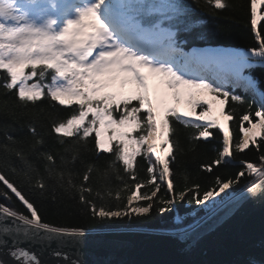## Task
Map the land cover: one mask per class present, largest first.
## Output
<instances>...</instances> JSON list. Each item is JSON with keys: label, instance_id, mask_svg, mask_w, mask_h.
I'll return each mask as SVG.
<instances>
[{"label": "snow or ice", "instance_id": "snow-or-ice-1", "mask_svg": "<svg viewBox=\"0 0 264 264\" xmlns=\"http://www.w3.org/2000/svg\"><path fill=\"white\" fill-rule=\"evenodd\" d=\"M258 4H264V0H250V24L254 30L258 20H264V15L257 14ZM229 7L228 0H204L203 4L201 0H0L4 114L16 115L9 107L13 97L24 108H36L38 102L52 108L60 105L67 115L54 121L51 130L58 134L62 145L64 138H76L77 154H73L72 161L78 159L80 148L87 150L88 138L92 137L97 156L110 153L114 157L104 175L115 172L124 183L123 189L115 193L114 204L102 203L98 207L95 201H103L104 195L99 191L93 194L92 187L84 185L99 169L89 164L81 184L73 183L71 172L65 179V171L57 169L56 157L37 147L43 146L45 140L30 121L27 128L34 141L31 150L37 159L45 161L47 179L62 188L66 183L65 190L78 193L80 206L86 210L83 223L74 226L47 222L37 200L49 192L50 186L29 159L26 139L17 140L6 127L0 145V183L28 213L0 203V251L6 250L14 264H43L38 253L22 246L33 241L46 248L55 242L57 247L51 255L63 264H83L77 253L91 234L90 222L150 218L149 214L171 212L182 201L212 209L224 203L226 190L247 176L253 179L245 185L241 199L264 196V81L251 75V70L264 68L260 30L255 31L258 47L244 51L194 47L186 52L181 41L182 35L193 33L195 39L206 40L199 31L202 21L196 17L197 10L216 16ZM236 89L250 93L257 106L254 108ZM205 93L222 98L221 103L231 100L244 107L238 117L239 138L235 143L233 133L213 113L212 104L201 98ZM184 96L193 112L200 109L198 113L170 106L169 98L179 104ZM235 112L234 107L226 118L232 120ZM180 125L196 130L191 137L195 143H211L210 129L222 130V147L214 148V157L200 165L203 172L213 173L214 168L230 164L241 170L226 178L215 175L211 187H205L190 173L182 174L183 186L176 191L170 164L178 168L177 156L184 154L179 142ZM174 131L176 136L169 139ZM174 145L177 155H173ZM250 145L259 153L258 161L237 160L234 153H242ZM137 157L147 164V179H137ZM117 164L123 166L133 184L119 175ZM21 183L28 186L27 193ZM162 186L165 191L157 196ZM141 189L147 190L141 194ZM121 191L130 193L123 205ZM221 193L225 197L214 199ZM0 195L5 201L12 200L8 191ZM107 196L111 198L112 192L108 191ZM139 201L144 204H137ZM182 223L183 218L178 217L177 225ZM198 227H180L177 235L191 239L189 233ZM65 247L75 252H65ZM0 264L8 261L0 259Z\"/></svg>", "mask_w": 264, "mask_h": 264}, {"label": "trees", "instance_id": "trees-1", "mask_svg": "<svg viewBox=\"0 0 264 264\" xmlns=\"http://www.w3.org/2000/svg\"><path fill=\"white\" fill-rule=\"evenodd\" d=\"M204 0H201V4ZM230 7L227 10L219 11V14L212 16L206 12L197 10L196 17L201 19L202 27L199 31H202L206 40L195 39V33L192 35H182L181 41L182 46L186 51H190L195 48L203 47H221V48H232L238 50H247L250 48H256L259 45V41L255 38V31L260 30L262 38H264V20H258L257 29L254 30L250 24V0H228ZM258 16L264 15V4L257 5ZM251 75L264 81V68H255L251 70ZM264 87V84H262ZM3 88L0 87V145L4 142L3 133L7 127L9 135H12L17 140L26 139L25 151L29 153V159L40 169V173L45 176L46 183L50 186L49 192L44 193L40 199L37 200L38 208L44 213L47 222L55 223L58 225L74 226L77 223H83L82 216L86 210L82 209L79 203L78 193L68 192L64 187H60L55 184V181L47 179V173L44 171L45 161L43 159H37L36 155L31 150V144L34 142L30 133L28 132L27 124L31 121L36 124L38 131L41 133L45 140L43 146H37L41 152H51L56 157V164L58 170L65 171V179L67 175L71 172L73 177V183L81 184L83 183L82 177L86 168L89 164L95 166L99 169L98 172L92 173V178L84 186H91L93 189V194L97 191L104 195V200L96 199L98 207L102 203L114 204L115 203V193L123 189V181L117 179L115 172H108V175H104L108 171V165L111 160L114 159L110 153H100L99 156L96 155L94 149V144L92 142V137L88 138L87 150L80 148L78 152V159L73 162L72 156L76 153V146L74 144L75 137L64 138L65 144L60 143V138L58 134H55L51 130V125L54 121L64 118L67 112L61 108L60 105H56L52 108L47 103L38 102V106L33 108L31 105L24 108L15 101V97L9 102V107L15 112V116H6L4 114L3 101L5 99L3 95ZM237 94L243 96L249 102L254 104V108L257 103L252 100L250 93H246L243 89H236ZM11 95V94H10ZM222 99V98H221ZM258 100V98H257ZM54 103V102H53ZM236 108L234 118L226 122L227 128L233 133V142L239 138V120L238 117L243 114L244 107L235 105L231 100L225 103L224 113L230 112L233 108ZM245 126L247 122H245ZM196 130L184 128V126H178L179 132V142L180 146L184 149L183 155L177 156L178 168L170 164L175 173L174 186L175 190L179 191L183 186V175L190 173L193 177H198L200 182L205 187L214 186L215 175H221L222 178H226L230 175H234L241 169L234 165H228L227 167L220 166L219 170L213 169V173H206L200 169V165L205 163L207 160L214 157V148L218 149L222 147V130H212V137L209 138L211 143H195L192 142L191 137ZM176 136L174 131L169 139ZM67 149V151H66ZM194 149V150H193ZM164 154L167 155V149L165 147ZM173 155H177L175 145L173 146ZM237 160H248L249 162H257L259 153L254 149V146L250 145L249 149H245L242 153H234ZM63 157V163L61 161ZM171 159V157H169ZM18 164L19 162L16 161ZM3 164V151L0 148V167ZM119 168V175L124 178L130 185L133 184L128 178V174L124 172L123 166L117 164ZM147 164L142 157H137V179H147L146 173ZM11 175V174H10ZM247 176V174H246ZM12 179H21L19 177L12 176ZM252 176H247V179L242 178L239 184L233 185L232 188L228 189L226 192L228 196L225 197L226 202L231 197L239 194L245 188L248 181L252 180ZM35 180H33V184ZM20 187L27 193L28 186L21 183ZM147 189H141V194ZM8 191L9 195L12 196L11 201H5L3 195H0V203H6L8 206L13 207L16 211L25 212L28 214L21 202L10 192L6 187L0 183V194ZM112 192V197L107 196V192ZM165 189L162 186L161 191L157 193V196H161ZM54 194L56 199H52ZM129 191H121V205L126 203V197L129 195ZM31 199V197H29ZM155 199V198H154ZM137 204L143 205V201L136 202ZM223 204V203H222ZM221 205V204H220ZM220 205L216 206L219 207ZM203 205L187 204L186 202H180L177 207L173 208L171 212H166L162 215L149 214L150 218L136 219L133 218L129 220L127 217L122 220L108 221L105 223H95L90 222L88 227L91 231H101V230H150L159 232H176L180 227L187 228L189 225L195 226L200 221H202L211 212L203 209ZM210 212V213H209ZM182 217L183 223L177 225V218ZM90 220V216L88 217Z\"/></svg>", "mask_w": 264, "mask_h": 264}, {"label": "water", "instance_id": "water-1", "mask_svg": "<svg viewBox=\"0 0 264 264\" xmlns=\"http://www.w3.org/2000/svg\"><path fill=\"white\" fill-rule=\"evenodd\" d=\"M243 192L199 222L191 239L150 230L91 231L77 255L83 264H264V196L241 199ZM22 246L38 253L43 264H63L51 255L55 242ZM0 259L14 264L6 250Z\"/></svg>", "mask_w": 264, "mask_h": 264}, {"label": "rangeland", "instance_id": "rangeland-1", "mask_svg": "<svg viewBox=\"0 0 264 264\" xmlns=\"http://www.w3.org/2000/svg\"><path fill=\"white\" fill-rule=\"evenodd\" d=\"M191 52V51H190ZM153 83H155L156 81H152ZM183 102H184V97L181 99V101H180V103L179 104H177L176 102H175V100H173V99H171V98H169V104H170V106H173V107H178V108H180L181 109V105L183 104ZM217 105H218V107H219V111H218V114H217V116H220V118H221V122H223V123H225V122H227V118H226V114L224 113V110H225V103H223V107H221L220 105H219V102L217 101ZM191 111H192V114L193 115H195L196 113H198L199 112V108H197L196 110H195V112H193V110H192V108H191V105L190 104H188V106H187ZM107 135V134H106ZM227 191V190H226ZM221 197H225V193H221L220 194V196H217V197H214V199H216V200H220L221 199ZM229 200V199H228ZM206 203H208V204H211V201H208V202H206ZM204 206V205H203ZM218 208V207H217ZM216 207H214V208H212V209H209V208H206V207H203V209L204 210H206V211H210L211 213L213 212V211H215L216 209H217ZM209 212V213H210ZM210 213V214H211ZM209 214V215H210ZM208 216V215H207ZM206 218V217H205ZM201 222V221H200Z\"/></svg>", "mask_w": 264, "mask_h": 264}, {"label": "bare ground", "instance_id": "bare-ground-1", "mask_svg": "<svg viewBox=\"0 0 264 264\" xmlns=\"http://www.w3.org/2000/svg\"><path fill=\"white\" fill-rule=\"evenodd\" d=\"M214 49H217V48H214ZM202 99H207L211 104H212V107H213V113L215 115L218 114V111H219V107L217 105V101L219 102V105L221 107H223V103H221V100L218 98V97H214L211 93H205L203 97H201ZM188 97L187 96H184V102L183 104L181 105V109L180 111L181 112H189L192 114V111L187 107L188 106ZM223 123V122H221ZM226 125V122L223 123ZM225 203V202H224ZM222 205V204H221ZM220 205V206H221ZM123 230H129V229H123ZM163 233V232H162ZM164 233H173V234H177L176 232H164Z\"/></svg>", "mask_w": 264, "mask_h": 264}]
</instances>
